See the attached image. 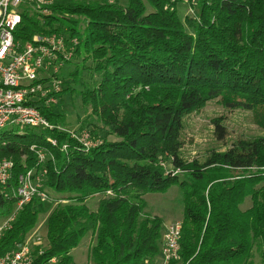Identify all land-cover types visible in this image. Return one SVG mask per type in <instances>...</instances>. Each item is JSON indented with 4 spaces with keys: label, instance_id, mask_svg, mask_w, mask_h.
<instances>
[{
    "label": "trees",
    "instance_id": "obj_1",
    "mask_svg": "<svg viewBox=\"0 0 264 264\" xmlns=\"http://www.w3.org/2000/svg\"><path fill=\"white\" fill-rule=\"evenodd\" d=\"M199 1L196 14L183 17L180 0H52L47 13L21 7L16 42L52 34L79 40L61 97L80 99L98 121L87 131L104 138L84 151L57 129L5 134L0 159L14 168L8 197L0 186V224L17 207L20 176L36 166L33 145L48 154L46 187L61 201L25 204L2 236L0 256L47 214L36 264H76L71 253L88 235L90 264H155L166 225L145 212L144 197L179 186L180 251L169 264H256V255L264 264V136L239 138L202 163L182 157L184 118L211 101L252 113L264 132V0ZM33 106L65 128V113ZM213 126L224 142L223 118ZM96 196L102 199L90 211ZM247 198L252 205L242 210Z\"/></svg>",
    "mask_w": 264,
    "mask_h": 264
},
{
    "label": "built area",
    "instance_id": "obj_2",
    "mask_svg": "<svg viewBox=\"0 0 264 264\" xmlns=\"http://www.w3.org/2000/svg\"><path fill=\"white\" fill-rule=\"evenodd\" d=\"M52 0H0V146L7 144V128L16 129L22 136L25 129L59 130L66 132L84 149L90 151L102 144L89 131H71L50 123L33 104L56 108L60 104L64 88V71L67 63L73 61L79 40L65 35L52 34L35 37L33 42L21 44L15 41V31L21 23V7L47 13L45 7ZM188 9V15L196 14L199 0H180ZM45 140L57 147V140L46 136ZM67 145L62 150L66 151ZM37 157L36 166L20 176L19 186L13 193L18 198L17 207L0 224V241L4 232L15 220L18 211L32 200L50 202L46 187L48 169L45 166L48 154L36 145L31 147ZM12 159H0V186L8 197L7 188L12 177ZM181 222L165 226L160 264L177 260L180 251ZM45 237L29 234L25 241L0 256V264H36L37 257L45 250ZM55 260L49 263L54 264Z\"/></svg>",
    "mask_w": 264,
    "mask_h": 264
},
{
    "label": "rangeland",
    "instance_id": "obj_3",
    "mask_svg": "<svg viewBox=\"0 0 264 264\" xmlns=\"http://www.w3.org/2000/svg\"><path fill=\"white\" fill-rule=\"evenodd\" d=\"M178 9L182 17L188 15V9L183 3H178ZM73 68L74 65L66 67L64 76L72 71ZM55 111L66 114L67 123L64 127L68 130H96L94 126L97 125L98 121L92 115L91 110L85 111L82 108L80 99L75 95L66 94L62 96L60 104L55 108ZM217 118H223V123L228 129L229 135L224 142L217 141L214 135L213 120ZM88 125L90 127H87ZM7 131L12 132L13 135L16 134V129L12 127H8ZM257 136H264V132L255 125L252 113L243 110L230 111L219 105L217 100L211 101L204 108L184 118L182 157L187 161L197 160L202 163L212 151L224 152L239 138L247 139ZM98 138L103 140L104 134L99 133ZM167 168L170 169V166L167 165ZM49 193L50 202L47 204L52 203L55 206L61 201L60 196L55 195L51 191ZM101 199V196H96L87 202L90 211H97ZM144 203L145 212L161 218L165 225L181 222L183 218V195L179 186L170 188L165 194H148L144 197ZM251 205V199L247 198L241 209L247 210ZM46 218L47 214L39 217L38 225L31 233L32 236L45 237L47 231ZM91 241L92 237L88 235L82 240L80 246L72 251L71 256L76 264H90L88 253ZM254 261L256 264H260L258 255L255 256Z\"/></svg>",
    "mask_w": 264,
    "mask_h": 264
},
{
    "label": "crops",
    "instance_id": "obj_4",
    "mask_svg": "<svg viewBox=\"0 0 264 264\" xmlns=\"http://www.w3.org/2000/svg\"><path fill=\"white\" fill-rule=\"evenodd\" d=\"M160 262H161V258L158 257V258L155 260V264H160Z\"/></svg>",
    "mask_w": 264,
    "mask_h": 264
}]
</instances>
